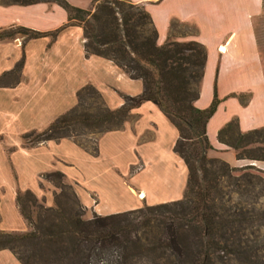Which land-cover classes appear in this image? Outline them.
Masks as SVG:
<instances>
[{
	"label": "trees",
	"instance_id": "16d2710c",
	"mask_svg": "<svg viewBox=\"0 0 264 264\" xmlns=\"http://www.w3.org/2000/svg\"><path fill=\"white\" fill-rule=\"evenodd\" d=\"M55 2L66 19L50 30L24 25L0 28V40L21 33L25 39L48 35L68 25L81 28L85 55L110 59L131 78L141 80L135 94L121 93L122 102L109 107L91 83L75 91V102L39 130L22 133L23 143L70 138L88 153L97 154L99 135L118 129L136 114L142 101L155 103L177 129L172 149L186 167L181 197L142 204L120 211L82 217L84 206L58 169L40 175L59 189L53 204L25 188L15 204L27 223L24 231L0 229V248L9 249L20 264H264V171L253 164L231 165L207 155L211 147L206 122L219 101L213 84L205 107L194 101L206 58L196 39L167 35L157 43L149 12L131 0H90V7L67 0H0V4ZM12 29V31H10ZM23 56L0 74L21 68ZM244 103L248 93H232ZM93 135L87 145L79 136ZM219 141L237 158L264 159V126L240 131L235 117L217 130ZM251 145V146H247Z\"/></svg>",
	"mask_w": 264,
	"mask_h": 264
},
{
	"label": "crops",
	"instance_id": "0c3cea01",
	"mask_svg": "<svg viewBox=\"0 0 264 264\" xmlns=\"http://www.w3.org/2000/svg\"><path fill=\"white\" fill-rule=\"evenodd\" d=\"M67 1L81 7L90 6V0L87 2L84 0ZM131 1L142 3L149 12L157 31V43L165 39L169 21L173 18L194 25L196 28L194 34L177 38L196 39L204 45L206 50L195 105L205 107L210 102L213 84L216 96L219 98L215 110L206 122V134L211 145L207 149V155L222 158L231 165L253 164L264 170V160L237 158L234 149L216 137L218 128L232 117L237 119L240 131L264 126V69L261 65L254 27L255 20L264 12V0ZM65 19V10L55 2H35L25 5L0 4V28L24 25L38 30H50L64 22ZM221 46L223 50L220 49ZM21 55L23 61L20 70L23 68L26 73L29 72L33 80H36L42 73L56 69H59L62 76L55 80L56 83L53 85L38 87L36 83L30 82L32 85L25 88L28 94L31 91H39L37 92L39 95L29 99L24 115L29 119L24 122L13 116L5 115L2 108L3 92L1 90L7 87L13 92H18V86L21 83L19 78L7 82L6 85H0V115L2 117L0 133L4 135V138L0 139L1 229L22 230L25 227L23 217L16 208L15 194L17 188H33L36 171L58 169L64 175L74 178L79 183L75 192L82 205L89 209L90 214L92 212L105 214L137 207L142 205L143 198L145 203L152 204L181 197L186 178V167L179 155L172 149L177 129L150 100H144L132 109V112L137 114L131 121L127 119L120 128L102 132L97 139V154L95 155L88 153L67 137L39 141L28 146L19 145L18 132L21 125L23 129L20 136L30 129L39 130L56 115L74 104L76 98L74 102L69 101L67 107L53 112L54 109L63 106L69 98L59 97V92L63 93L62 90L75 91L81 85L91 83L99 91L105 104L115 107L122 102L121 93L135 94L142 87L139 78L129 77L110 59L96 54L85 55L81 29L75 25L61 28L54 38L48 35L28 38L22 45L14 39L0 40V74L11 69ZM73 69L75 73L71 72ZM53 92H55L54 97ZM232 93H248V95L242 103L238 96ZM70 95L73 98V93ZM58 100L63 103L52 106V103ZM51 106L53 110L43 121L38 120L40 123L30 121L36 115L27 111L28 109L46 110L48 107L51 109ZM18 108L16 104L12 113ZM119 138L126 140L131 157L124 161L123 165L109 158L107 166L100 169L99 174H106V171L111 172L114 183L129 197V200L122 201V203L115 202V195L118 193L115 185L112 190L113 195H110L111 199L108 193L89 187L83 179L67 175L66 171L74 167V163L53 149L55 147L73 149L90 161L100 155L103 142L106 140L112 141V149L115 151L121 149L123 143L119 142ZM4 139H11L12 144L17 145L11 155L6 154L3 149ZM43 151L48 153L46 163L31 169L30 184L21 183L15 157L30 156L38 159ZM53 156L60 160H56L55 163L51 162ZM136 161L140 162L139 171L130 175L131 183L139 188L135 196L134 191L124 182L123 177L115 172V168L125 172ZM143 171H149L150 179L155 182L152 186L145 182ZM90 193H94L96 198ZM140 193L144 195L140 197ZM110 199L114 201H111V204ZM49 203H52L51 199ZM0 264H20V262L9 249L0 248Z\"/></svg>",
	"mask_w": 264,
	"mask_h": 264
},
{
	"label": "rangeland",
	"instance_id": "374dc122",
	"mask_svg": "<svg viewBox=\"0 0 264 264\" xmlns=\"http://www.w3.org/2000/svg\"><path fill=\"white\" fill-rule=\"evenodd\" d=\"M84 2H87V0H84ZM90 5H91V2H90ZM88 7H90V6H88ZM254 27H255V32L257 35V46H258V50H259V54H260V58H261V65L264 69V12L260 15V17H258L255 20V26ZM10 31H12V29ZM195 31H196V28L194 25H191L189 23L188 24L178 23V24H176L174 30L172 31V36H176V38L177 37H186L188 35L194 34ZM11 35L12 36L3 38L1 40H5V39L13 40L14 39V40H16V42L19 41L21 43V45L26 40L24 38V36L19 32H12ZM19 72H18V75H16V73H8L2 79V81H4V82H11V81H14L15 78L18 77L19 81L21 82L20 85L18 86V88H19L18 92H15V91L13 92V91H11V88H7V87L4 88L3 90H1L3 92V96H2L3 106H2V108H3L5 115H8L10 117L13 116L14 118L19 119V121L22 120L24 122L25 120L29 119V118H25V116H24L25 115V108L29 104V99L31 97H38V95H39L37 93L39 91H36V92L31 91L28 94V91H26L25 88H27L28 86L30 87V85H32L33 82L36 83V85L38 87H40V86L44 87V86L49 85V84L53 85L56 83L55 80L59 79L60 76H62V75H60L59 69H56L53 71L50 70V71H48V73L45 72V73L40 74L36 80H33L32 79L33 76L31 74H29V72L26 73L23 70V68L21 70H19ZM71 72L75 73V69H73ZM30 82H32V83L30 84ZM58 82H59V80H58ZM62 91H63V93L59 92V97L63 96V97H67V98L69 97V98L63 106H60L56 110L54 109V111H53L54 113L57 112L58 110L62 109L65 106L67 107V105L70 103L69 101L74 102V100H75L74 92L76 90L75 91L69 90V92H67L65 90H62ZM40 92H42V91H40ZM118 92H122V91H118ZM54 93L55 92L52 93L53 97L55 96ZM71 93H73V98L70 95ZM62 103L63 102L58 100V101L52 103V106H58V105H61ZM16 104L19 106V108H18V110H15L12 113V110L15 108ZM52 106H51V109H50V107H48L46 110L37 109V108H32L31 110L28 109L27 111H31L32 114L36 115V117H34V119L31 118L30 121L34 120L35 122H33V123H38L40 120L43 121L45 117L50 115L51 111L53 110ZM1 119H2V117L0 115V124H2ZM129 120L131 121L132 119H129ZM22 129L23 128L21 125L20 131L18 132V136H19V142L18 143H19V145L21 144V146L22 145L28 146L27 144H24L23 140L21 139L20 134L22 132ZM92 136L93 135H90L87 133V134L79 136V138L83 142H85L87 145H90L92 143V139H91ZM2 138H4V135L2 133H0V139L2 140ZM12 141L13 140H11V139H8V140L4 139L3 149L6 152V154L8 153V155L9 154L11 155L13 149L17 148V145L12 144ZM17 141L18 140H16V142ZM119 142L123 143V144H121V149L115 151L114 149H112L113 148L112 147V141L106 140L105 142H103V149L100 152V155L96 159H92L90 161H88V159L86 157L79 154V152H77L73 149H69V148H65V147H55L53 149H55V151L64 155L65 157L69 158L74 163V167L69 168L66 171L67 175L74 176V177L79 178V179H83L89 187L94 188L95 190H99L100 192H105L106 194L108 193V196L111 197V199H112V196H110V195H113V193H112L113 187H114V185H115V187H117L116 183H114V181L112 179L113 176L111 175L110 171H106L107 172L106 174L101 175V174H99V170L107 166V161L109 158L113 159L117 164L123 165L124 161H126L129 157H131V153L128 150L126 140H124L123 138H121V139L119 138ZM247 146H251V145H247ZM47 154H48L47 151L41 152V155H39L38 159H33V157H30V156H22L21 158L15 157L16 163H17L19 171H20L21 183H25V184L31 183V169L37 165L45 164L47 161ZM56 160H58V158L56 156H53V158L51 159V162L55 163ZM259 160H261V159H259ZM0 161H1V158H0ZM63 162L68 163L66 161H63ZM139 165H140V162L136 161L134 164H131L129 166V168L127 169V171H125V172H121L118 168H115V172L117 174H120L123 177L124 182L127 183V185L132 188V190L134 191L133 194L135 196H136L135 193L138 191L139 188L136 187L133 183H131L130 175L132 173H135L136 171H139V167H140ZM235 166H240V165H235ZM255 167H257V166H255ZM257 168H259V167H257ZM259 169H261V168H259ZM41 172H43V171H36L35 172V175H34L35 185L33 186V188H28V187H25V188L30 189L37 198L42 197L44 199L45 204L51 205V204H53L54 192H57L59 189L53 184V182L43 178L40 175ZM143 172H142V174L145 175V182L152 186L155 182L153 179H150L149 171L148 172L143 171ZM5 175H6V173H5ZM63 180L71 185L74 192H75V189L78 188L77 186L79 185V183L74 178H70V177L64 175ZM128 186H127V188H128ZM25 188L24 187L17 188L16 192L17 191L21 192ZM116 189H117L118 193L115 195V202H121L122 203V201L129 200V197H127L126 193L123 191L122 188L120 189V187H117ZM183 189H184V186H183ZM75 194H76V192H75ZM90 194L96 198L94 193H90ZM140 194H143V193H140ZM76 196H77V194H76ZM77 198H78V196H77ZM50 199H51L52 203H49ZM111 199L109 200L110 204L112 202H114ZM78 200H79V198H78ZM79 202H80V200H79ZM144 203H145V200L143 198L142 204H144ZM84 208H85V206H84ZM90 215L91 214L89 213V209L85 208L84 212L82 214V217H89ZM23 220L25 222V227L22 230H18V229H15V230L8 229L7 230V229H1V228L0 229L6 230V231H24L27 229V223H26L24 218H23Z\"/></svg>",
	"mask_w": 264,
	"mask_h": 264
},
{
	"label": "bare ground",
	"instance_id": "6f19581e",
	"mask_svg": "<svg viewBox=\"0 0 264 264\" xmlns=\"http://www.w3.org/2000/svg\"><path fill=\"white\" fill-rule=\"evenodd\" d=\"M220 49L223 50L224 48L221 46ZM143 195H144V194H140V196H143Z\"/></svg>",
	"mask_w": 264,
	"mask_h": 264
}]
</instances>
